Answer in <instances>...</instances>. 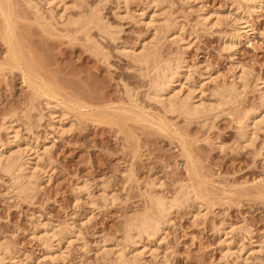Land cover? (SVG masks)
Wrapping results in <instances>:
<instances>
[{"label":"rangeland","instance_id":"obj_1","mask_svg":"<svg viewBox=\"0 0 264 264\" xmlns=\"http://www.w3.org/2000/svg\"><path fill=\"white\" fill-rule=\"evenodd\" d=\"M30 1L8 3L19 68L0 13V123L17 127L22 145L36 141L39 152L44 144L50 150L42 152L34 186L28 179L17 186L0 169V249L14 251L3 263L115 264L110 249L119 248L129 254L127 264H264V0H65L75 5L66 12L54 2L33 0L44 14ZM54 11L64 12V20ZM152 11L157 31L144 23ZM202 12L210 13L211 23L200 24ZM69 17L81 22L68 24ZM236 27L248 33L236 38ZM180 34L185 39L177 42ZM146 41L155 45L150 70L120 52L141 50ZM178 58L188 71L183 66L184 85H174L187 91L204 83L195 100L215 101V109L188 117L166 113L148 99L155 66L177 65ZM241 68L245 75L238 79ZM209 75L221 84L237 82L238 96L229 92L230 100L220 105ZM36 85L62 104L63 130L49 125L53 105H46L49 98ZM253 118L263 122L257 127ZM2 129L5 144L10 136ZM24 184L28 189L21 190ZM151 188L178 200L170 222L164 220V238L149 246L143 234L137 249L146 245V252L139 255L129 235L156 202ZM189 188L196 194L188 204ZM36 225L57 231L58 240L72 235V243L56 239L49 253L34 236ZM52 252L63 258L53 259ZM132 253L139 257L131 261Z\"/></svg>","mask_w":264,"mask_h":264},{"label":"bare ground","instance_id":"obj_2","mask_svg":"<svg viewBox=\"0 0 264 264\" xmlns=\"http://www.w3.org/2000/svg\"><path fill=\"white\" fill-rule=\"evenodd\" d=\"M4 1V0H3ZM3 1L2 0H0V13H1V15H2V17L4 18V22H5V24H6V35L4 36V37H6L5 38V40H6V42H7V44H8V48H10V53L12 54V58H13V60L15 61V63H16V65H18V68L19 67H21L23 64H22V58L20 57V55H19V53H18V51L16 50V44H15V34H14V30H13V27H12V25H11V18H10V14H9V12L11 11L10 10V8H9V5H8V3H11L10 2V0H6V4H5V2L3 3ZM12 1V0H11ZM30 1V0H29ZM73 1H79V0H73ZM80 1H83V0H80ZM124 1V3H126L127 1L126 0H123ZM153 1H155L154 3H156V0H152L151 1V3L153 2ZM247 1H250V0H247ZM15 2V1H14ZM51 2H54L55 4H56V6H61L60 7V9L62 8V11H64V9H66V8H68L67 6H71L70 4L68 5L66 2H65V0H45V3H48V4H50ZM75 2H73V3H75ZM32 3H34V4H36V2L34 1L33 2V0L32 1H30V4H28V3H26V4H28V5H30V6H32L35 10H36V12L37 13H42V14H44L41 10H40V8H41V6L39 7V4L37 3L35 6H34V4H32ZM79 3V2H78ZM158 3V2H157ZM249 3V2H248ZM83 4V3H82ZM12 5V4H11ZM74 5V4H73ZM72 5V6H73ZM121 5V4H120ZM13 6V5H12ZM29 6V7H30ZM38 6V7H37ZM75 6V5H74ZM73 6V7H74ZM79 6V5H78ZM77 6V7H78ZM154 6V5H153ZM156 6V5H155ZM158 6V5H157ZM261 6V5H260ZM32 7H30V8H32ZM126 7V6H125ZM13 9V8H12ZM16 9V8H15ZM14 9V10H15ZM101 9V8H100ZM59 10V9H58ZM67 10V9H66ZM41 11V12H40ZM100 12H101V10H99ZM55 12V11H54ZM64 12H66V11H64ZM64 12H55L57 15H59V16H57V15H55V13H54V15H53V17L55 16V18H56V16L57 17H61V19H63L62 17H63V14H65ZM212 12V11H211ZM152 14H149L148 16H149V19L146 21H144V23L146 22V25H149L148 27H153L155 30L157 29V28H159V27H155V25H154V21H155V16L154 15H156V12L154 11H152L151 12ZM12 14V13H11ZM97 14H99V12L97 11ZM158 14V13H157ZM212 14V13H211ZM220 14V13H219ZM36 16H37V14H35ZM79 15V14H78ZM213 15V14H212ZM14 16V15H13ZM12 16V17H13ZM44 16V15H43ZM70 16V15H69ZM98 16V15H97ZM102 16V15H101ZM221 16H222V14H221ZM18 16H16V18H17ZM32 17V16H31ZM39 17H42V16H40L39 15ZM38 16L36 17L37 19L39 18ZM45 17V16H44ZM52 17V18H53ZM83 17V16H82ZM120 17V16H119ZM55 18H53V19H55ZM79 18V17H78ZM96 18V20H97V18L98 17H95ZM21 19V18H20ZM44 19V18H43ZM57 19V18H56ZM60 19V18H59ZM58 19V20H59ZM60 19V20H61ZM67 19V18H66ZM80 19V18H79ZM79 19H77L76 17L74 18V17H69L68 18V21H67V23L68 24H78L79 22H81ZM83 19V18H82ZM99 19H102L101 21H103V17L101 18V17H99ZM211 15H210V13H203L202 12V14H200V24H203V23H208L209 24V22L211 21ZM39 20V19H38ZM37 20V21H38ZM45 22H48V21H46L47 19H46V17H45ZM64 20V19H63ZM84 20V19H83ZM82 20V21H83ZM245 20V19H244ZM40 21H41V19H40ZM95 21V20H94ZM93 21V22H94ZM99 22V23H103V22ZM198 21V22H199ZM219 21V20H218ZM42 22V21H41ZM44 22V23H45ZM56 22H57V20H56ZM97 22V21H96ZM161 22V21H160ZM212 22V21H211ZM210 22V23H211ZM49 23H51V22H49ZM66 23V22H65ZM65 23H63L62 22V25L63 24H65ZM83 23V22H82ZM163 23H165V22H163ZM162 23V24H163ZM42 24V23H41ZM48 24V23H47ZM51 24H53V23H51ZM71 24V25H72ZM207 24V25H208ZM46 25V24H45ZM217 25V24H216ZM52 26V25H51ZM58 26V25H57ZM67 26V25H66ZM78 26V25H77ZM205 26V25H204ZM16 27H18V26H16ZM47 27V26H46ZM53 27H56V25L54 26V24H53ZM162 27V26H161ZM181 27V26H180ZM48 28V27H47ZM50 28V27H49ZM52 28V27H51ZM54 29V28H53ZM240 28H238V27H236L235 28V30H236V34H235V37L236 38H238V37H243V36H245L247 33H248V31H246V30H244L243 32H245V33H243L242 31H241V29L239 30ZM5 31V30H4ZM17 31V30H16ZM55 31H56V28H55ZM65 31V30H64ZM63 31V32H64ZM157 31V30H156ZM57 33V32H56ZM104 33H106V32H104ZM107 34V33H106ZM175 35V34H174ZM91 36V35H90ZM90 36H87V37H90ZM155 36V35H154ZM152 37V36H151ZM93 38V37H92ZM233 38V37H232ZM184 37L180 34V35H178L177 36V39H175V40H177V42H182V41H184ZM5 42V43H6ZM23 44V43H22ZM95 44H97V43H95ZM99 45H100V43H98ZM148 44V45H147ZM234 44V43H233ZM98 45V46H99ZM147 45V46H146ZM181 46V45H180ZM185 46V45H184ZM154 47H155V45L153 46V44L151 43V42H144V44H143V48L141 49V50H135V49H132V50H130V48L129 49H127V50H125L124 48H122L123 50H125V52H123V50L122 51H120L121 53H124V55L126 54V56H128V57H130L131 58V60H132V62L134 61L135 63L137 62V63H139V67L140 66H143L144 68H150V67H148L149 66V64L150 63H153V62H150V59H151V55H155V52H154ZM120 50V49H119ZM118 50V51H119ZM95 51V50H94ZM154 55H153V57H154ZM123 56V55H122ZM9 57H11V55L9 56ZM181 57V56H180ZM153 59V58H152ZM183 59V58H182ZM182 59H180V62H179V58H178V60H177V65H176V63L173 65V63H171V62H165V64H162L161 66H159V64H158V66H155V71H156V74H155V78L151 81V86H150V90L148 91V93H147V96H148V99L149 100H152V101H155L156 103H159L160 105H161V107L166 111V113L168 112V113H175V112H178L179 114H185V115H188V117L190 116H196V115H202V113H206V112H208L209 110L210 111H212L211 109H212V107H213V109H215L216 108V106H215V101H214V103H213V105H211L212 104V102H211V104H208L207 102H205V101H202V99H201V97H199V100H195V99H198V96L199 95H197V91H202L201 93H203V86L202 85H204V83L202 84L201 82V84L202 85H199L198 86V88H196L195 86L194 87H191V86H186V90L187 91H185L184 90V88H183V83H180L179 81L181 80V75H182V73L184 74V73H186L185 72V70L183 71L182 69L184 68V67H186V69H187V66H184V64H183V62L185 61V60H183V61H181ZM28 61V60H27ZM152 61V60H151ZM26 64H28V63H26ZM186 64V63H185ZM29 65H30V62H29ZM32 65V64H31ZM156 65V64H155ZM176 65V66H175ZM239 65V64H238ZM238 65H236V66H238ZM154 66V65H153ZM184 66V67H183ZM30 67V66H29ZM244 67V66H243ZM206 68V67H205ZM30 69H32V68H30ZM34 69V68H33ZM185 69V68H184ZM242 69V68H241ZM142 70V69H141ZM145 70V69H144ZM150 70V69H149ZM244 69H242V71H240L239 72V74H237V72H235V77L237 78L238 77V79H242L243 78V74L245 73L244 71H243ZM146 71V70H145ZM148 71V70H147ZM152 71V70H151ZM187 71H188V69H187ZM24 72V71H23ZM241 73H243V74H241ZM249 73V72H248ZM146 75L148 74V73H145ZM188 74V73H187ZM186 74V75H187ZM32 75V74H31ZM185 75V74H184ZM191 75V74H190ZM192 75H193V73H192ZM203 75V74H202ZM245 75V74H244ZM33 76V75H32ZM149 77V76H148ZM154 77V76H153ZM188 77V76H187ZM218 77V76H217ZM217 77H213V76H211V75H209V77H207V78H210V79H207L208 81L210 80V81H212V82H215V85H214V90L217 92H215V94L214 95H218L219 96V98H220V100L221 99H223V100H221V101H223L220 105H224V103L226 104V102H228V100H230V96H229V92L231 93V92H235L236 91V83L232 80L230 83H228V82H224L223 84H221L220 82H218L217 81ZM190 78V77H189ZM35 79V78H34ZM247 79V78H246ZM187 80V79H186ZM230 80V79H229ZM31 82H32V80H30ZM188 81V80H187ZM207 81V82H208ZM236 81V80H235ZM27 82H28V80H27ZM34 82V81H33ZM176 82H179L180 84H183V85H181V86H179V87H176V85H174V84H176ZM182 82H184V81H182ZM205 82V81H204ZM234 82V83H233ZM218 83H220V84H218ZM243 83V82H242ZM36 84V83H35ZM178 84V83H177ZM38 85V84H37ZM36 85V86H37ZM44 85H47V84H44ZM198 85V84H197ZM35 86V87H36ZM47 86H50V85H47ZM47 86H45V87H47ZM235 86V87H234ZM37 87H40V86H37ZM42 87V86H41ZM39 88L38 89V92H40L41 94H42V96L43 95H45V96H47L49 99L46 101L47 103H46V105H48L49 106V104H52L53 105V108H52V110H51V119H50V124L49 125H51L52 127L54 126L55 128L57 127V128H59L60 130H63V124H62V116H64L65 115V113H64V115L62 114V112H64V108H63V106H62V104H60V101H58L56 98H53L52 100L53 101H51V95H49V93L48 92H51L50 90H48V92L47 91H45L44 89H42V88ZM51 87V86H50ZM49 87V88H50ZM54 87V86H53ZM238 87V86H237ZM43 88H44V86H43ZM48 88V87H47ZM56 89V88H55ZM209 89H211V87L209 88ZM213 89V88H212ZM240 89V88H239ZM54 90V89H53ZM258 91H260V90H258ZM205 92V91H204ZM237 92H239V91H237ZM261 95H259V97H261L262 98V101H264V86L261 88ZM39 93V94H40ZM54 93V92H53ZM200 93V94H201ZM214 93V92H213ZM236 93V92H235ZM232 94V93H231ZM37 95V94H36ZM131 95V94H130ZM197 95V96H196ZM213 95V94H212ZM234 94H232V96H233ZM236 95H237V93H236ZM241 95V94H240ZM44 96V97H45ZM54 96V95H53ZM55 96H56V94H55ZM201 96H202V94H201ZM231 96V97H232ZM238 96V95H237ZM36 97V96H35ZM41 97V96H40ZM39 97V98H40ZM44 97H42V98H44ZM197 97V98H196ZM234 97H235V95H234ZM38 98V97H37ZM218 98V99H219ZM233 98V97H232ZM44 100V99H43ZM60 100V99H59ZM233 100H234V98H233ZM232 100V101H233ZM219 101V100H218ZM218 101H217V103H218ZM63 105H64V103H63ZM146 105V104H145ZM219 105V106H220ZM262 105H263V103H262ZM50 107V106H49ZM218 107V106H217ZM65 108H66V106H65ZM78 108V107H77ZM83 108V107H82ZM218 109V108H217ZM164 111V112H165ZM60 112H61V114H60ZM65 112H67V111H65ZM67 115V114H66ZM200 115V116H201ZM44 116V115H43ZM61 116V117H60ZM252 116V115H251ZM149 117H151L150 115H149ZM41 118V117H40ZM152 118V117H151ZM249 118V117H248ZM252 118V117H251ZM5 119V118H4ZM153 119V118H152ZM264 119V118H263ZM44 120V119H43ZM62 120V121H61ZM249 120V119H248ZM258 120H259V118L257 119V118H253V121H252V123L254 124V125H261V122H263L262 120L260 121L259 120V122H258ZM10 121V120H9ZM68 121V120H67ZM162 121V120H161ZM13 123V122H12ZM162 123V122H161ZM165 123V122H164ZM1 124V128L0 129H2V128H4V130H5V132H7L8 131V136H10V138H8L9 139V141H8V143H5V144H2V143H0L1 145H0V169L1 170H3V172L5 171V173H9V175H11L12 176V181H14V184L15 185H21V183L23 182V180L24 179H28L27 181H28V183L30 184V186L33 184V186H34V184H36V183H34L33 182V179L34 178H39L38 177V175L40 174V173H38V171H40V169H42L40 166H39V161L43 158V155H42V152H44V153H46V152H48L50 149H49V146L47 147V145H42L43 146V148H44V151H42L43 149H41V151L39 152L38 151V147H40L41 146V144L40 143H38V142H36V141H34L35 143H29V142H26V141H24V143L26 142V144H24V145H22L21 144V142L19 141V137H18V134L17 133H19V132H17V130H14V129H17V127L15 128L14 127V125L13 124H11L10 122H8V120L7 121H3V123H0ZM15 124V123H14ZM251 124V123H250ZM245 125V124H244ZM248 126H250L249 124H248ZM252 126V125H251ZM250 126V127H251ZM258 127V126H257ZM56 128V129H57ZM20 129V128H19ZM3 130V129H2ZM246 130V129H245ZM15 131V132H14ZM12 132H13V135H12ZM60 133H61V131H60ZM252 133V132H251ZM243 134V133H242ZM255 134V133H254ZM247 134H245V136H246ZM252 136H253V134H252ZM25 137V136H24ZM246 138V137H245ZM247 139V138H246ZM36 140H38V139H36ZM247 143V142H246ZM39 144H40V146H39ZM43 170V169H42ZM41 172V171H40ZM45 174V173H44ZM10 176V177H11ZM152 182H153V180H152ZM155 182L156 181H154V183H151V184H153L152 186L155 188L156 186H158L157 184H155ZM27 183V184H28ZM23 184V183H22ZM14 185V186H15ZM28 186V185H27ZM83 186V185H82ZM86 187V186H85ZM84 186H83V188H82V190H84V191H86L87 193H89V189L86 187L85 188ZM20 189H21V187H19ZM23 188H24V190H25V188H27L26 187V184H24V186L22 185V189L21 190H23ZM154 188H151V190H153ZM188 188V187H187ZM28 189V188H27ZM81 189V188H80ZM20 190V192H22ZM31 190V189H30ZM155 190V192H157L156 190L157 189H154ZM153 190V191H154ZM193 190L194 189H192V191H191V189L189 188V191H186L187 193L185 194V201H187L188 202V204H189V202H191V201H194V199H195V194H194V192H193ZM195 191V190H194ZM23 192H25V191H23ZM152 192V191H151ZM150 192V194H151V196H153V197H155L154 195H152V194H155V192H153V193H151ZM16 193H17V190H16ZM183 193V192H182ZM155 195H157V197H156V202H154L155 200H153V202H154V206H152L151 205V207L145 212V214H144V216L142 215V217L138 220V221H133V222H135V223H133V225L131 226L132 228H131V233H130V235L129 236H131V241L130 242H132L131 244H132V247H134V253L136 254V253H138L139 255H141L140 253L144 250V249H146L145 247H146V245H145V247H144V249L141 251L140 249H142V248H140L139 250L141 251H138V249H137V246H138V243L140 242V240L142 241V239H139V238H141L142 236H144V235H146V236H148V238H149V240H150V242H149V244H147V245H149L150 246V244H151V242H157V241H160V237H161V239L162 238H164V237H162L161 236V234H162V231L164 230V220L165 219H167V224L170 222H168V220H170V216H172V214H174V213H172V209H174V207L177 205L176 204V200H178V199H175V200H170V199H166V197L165 198H163L162 196H160L159 195V192H157ZM184 195V194H183ZM197 196V195H196ZM92 197V196H91ZM176 197V196H175ZM198 197V196H197ZM93 198V197H92ZM151 198V197H150ZM152 199V198H151ZM154 199V198H153ZM180 200H181V197H180ZM190 200V201H189ZM152 203V202H151ZM177 203H178V201H177ZM180 203H182V202H180ZM179 203V204H180ZM95 204V203H94ZM93 205V204H92ZM199 205V204H198ZM190 206V205H189ZM187 207V206H186ZM191 207V206H190ZM172 213V214H171ZM202 213V212H201ZM41 223V222H40ZM43 223V222H42ZM46 223V222H45ZM39 224V223H38ZM84 224V223H83ZM39 225H41L42 226V224H39ZM44 225V224H43ZM68 225H69V223H68ZM50 226V225H49ZM72 226V225H71ZM71 226L69 225V230L71 229V231H72V229H74V228H76L75 226H72V228H71ZM36 227V229L38 230V233L37 232H35L37 235H34V236H36L39 240L41 239L42 241H43V243H44V245H46V249H50V248H53V245L55 244L54 243V240H56L57 239V241H59V240H61L60 238H69V237H71L72 235L70 234V233H72L73 232V234H75V229L71 232L70 231V233L69 232H65V233H67V235H71V236H66V234H65V236H62V237H59V240H58V236H59V234H58V232L57 231H55L54 229H46V228H44V227H46V225H44V227L42 228V227H39V226H35ZM38 227V228H37ZM35 229V230H36ZM36 230V231H37ZM59 230V229H58ZM246 230V229H245ZM133 231H135L136 233H134ZM77 232V231H76ZM249 232V231H248ZM61 233V232H60ZM252 233V232H251ZM251 233H249V235L248 236H250V234ZM58 234V235H57ZM136 234V235H135ZM144 234V235H143ZM228 234V233H227ZM61 235H62V233H61ZM78 235V234H77ZM229 235V234H228ZM253 235V234H252ZM225 236V235H224ZM231 238H232V236H231ZM249 238H251V240L253 239L252 238V236H250ZM248 238V239H249ZM73 239V238H72ZM71 239V240H72ZM129 239V240H130ZM71 240H70V238H69V243H72L71 242ZM230 241V240H229ZM54 243V244H53ZM252 243V242H251ZM256 243V242H255ZM53 244V245H52ZM128 245V244H127ZM140 245H141V243H140ZM144 245V244H143ZM253 245V244H252ZM7 246V245H6ZM251 246V245H250ZM140 247V246H139ZM3 248V247H2ZM54 248H56V247H54ZM53 248V249H54ZM149 248V247H148ZM148 248H147V250H148ZM254 248V247H253ZM11 249V248H10ZM10 249L7 247H4L2 250L0 249V264H4L3 262L5 261V260H7V257L8 258H10L11 260L14 258V254H13V252L14 251H12V249H11V251H10ZM119 249V248H118ZM116 250V248L114 249V248H111L110 249V251H112V253H115L116 254V256H115V258H114V261H115V264H127V263H129V254L128 253H124V252H122V250L120 251V249L119 250ZM157 249V248H156ZM238 249H240V248H238ZM255 249V248H254ZM47 250V251H48ZM50 250H52V249H50ZM50 250H49V253H50ZM105 250V249H104ZM104 250H103V252H104ZM108 250V249H107ZM133 250V249H132ZM150 250V249H149ZM243 250V249H242ZM251 250V249H250ZM256 250V249H255ZM53 251V250H52ZM136 251V252H135ZM232 251V250H231ZM239 251V250H238ZM252 251V250H251ZM133 252V251H132ZM144 252H146V250H144ZM229 252V251H228ZM240 252V251H239ZM131 253V252H130ZM134 253H132L133 255L132 256H134V257H132V259H131V261L132 260H135V256L137 257L138 255H135ZM52 255V257L54 256V258L53 259H57V258H60V255H58L59 253H57V252H52L51 253ZM61 254V258H63L62 257V253H60ZM142 254H144L143 252H142ZM147 254V253H146ZM149 254V253H148ZM236 254V253H235ZM48 255H50V254H48ZM239 255H241V254H239ZM238 255V256H239ZM112 256H113V254H112ZM13 257V258H12ZM28 257V256H27ZM139 257V256H138ZM239 257H241V256H239ZM15 258H16V256H15ZM60 258V259H61ZM134 258V259H133ZM26 259V258H25ZM30 259V258H29ZM20 260V259H19ZM18 260V261H19ZM28 260V259H27ZM113 260V259H112ZM17 260H16V262H15V264H29V263H27V262H29L30 260H28L26 263H24L25 261L22 259L21 261H19L18 262ZM31 262V261H30ZM134 262V261H133ZM32 263V262H31ZM34 264V263H33ZM35 264H37V262L35 263Z\"/></svg>","mask_w":264,"mask_h":264}]
</instances>
